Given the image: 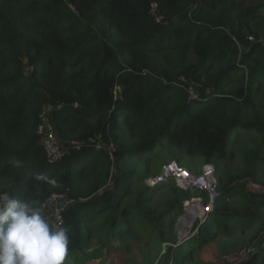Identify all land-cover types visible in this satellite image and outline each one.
Returning <instances> with one entry per match:
<instances>
[{
    "label": "trees",
    "instance_id": "1",
    "mask_svg": "<svg viewBox=\"0 0 264 264\" xmlns=\"http://www.w3.org/2000/svg\"><path fill=\"white\" fill-rule=\"evenodd\" d=\"M47 108L70 147L56 162L39 134ZM243 132L259 138L252 141L257 162L247 173H220L210 236L245 234L262 223L250 208L233 214L230 199L247 197L237 181L264 177V2L0 0V192L42 206L54 193L75 199L61 225L69 229L68 251L81 247L87 224L115 214L143 180L127 168V156L149 159L171 146L178 160L226 162ZM40 173L57 186L37 181ZM167 187L166 204L177 215L193 193L208 198L175 185L158 188ZM253 197L249 205L264 209V193ZM116 217L117 231L131 224L128 209ZM259 227L254 252L241 264H264Z\"/></svg>",
    "mask_w": 264,
    "mask_h": 264
},
{
    "label": "rangeland",
    "instance_id": "2",
    "mask_svg": "<svg viewBox=\"0 0 264 264\" xmlns=\"http://www.w3.org/2000/svg\"><path fill=\"white\" fill-rule=\"evenodd\" d=\"M246 1L249 4L264 2ZM247 134L249 133L243 132L234 137L228 161L213 162L218 183L220 173L226 176L247 173L256 164L255 154L258 149L253 142H259V138L257 135ZM166 147L168 148L158 147L149 159H132L128 156L125 158L127 168H135L143 176V180L132 185V192L115 214H111V211L101 214L98 219L84 227L81 247L68 251L64 264H151L160 257L166 263L173 260L174 264H224L232 253L252 247L259 225L264 226V209L258 211L255 205L250 206L247 198L252 199L255 194L264 193V177L261 173H257L253 178L247 177L237 181L236 185L240 191L247 194V197L239 193L230 199L233 214L243 216L246 209L250 208L260 214L261 224L243 231L245 234L240 233L242 231L239 229H234L227 234L216 233L215 236H210L212 230L208 228L210 222H207L203 232L199 233V240H205V245L193 239L176 248L167 247L164 253L165 245L175 243L180 230L184 228L185 221L181 218L183 215L180 217L183 212L177 215L167 206L166 201L170 197L169 187L166 189L149 187L146 181L159 175L162 168L172 161H177L198 175L202 173L204 165L211 163L199 156L184 155L182 160H178L177 148ZM113 171L114 176L118 174L116 165ZM112 185L110 180L109 187ZM191 196L198 198L199 194L193 193ZM208 201L209 198H203L204 204ZM140 204L145 205L141 210ZM123 209L129 210L131 224L117 231L114 220L117 214L121 217Z\"/></svg>",
    "mask_w": 264,
    "mask_h": 264
},
{
    "label": "clouds",
    "instance_id": "3",
    "mask_svg": "<svg viewBox=\"0 0 264 264\" xmlns=\"http://www.w3.org/2000/svg\"><path fill=\"white\" fill-rule=\"evenodd\" d=\"M35 179L53 186H57L58 184L55 178H51L44 173L36 175ZM165 184L167 186L175 185L181 188L174 179H168L166 183L163 182L157 186L147 185L149 187L158 188ZM184 190L205 192L197 188ZM198 198L203 201V197L200 195ZM192 199L193 198L186 200L185 203ZM215 207L216 199L214 208ZM184 213L183 211L180 217ZM212 213H210L206 223L210 222ZM199 223L200 221L196 219L194 228H197ZM205 224L199 227L197 236L193 238L195 241L198 240L199 243L201 242L199 240V233L201 229L204 228ZM193 239L186 240L185 243ZM69 244V229L59 224L50 223L49 220L45 218L43 206L39 201L22 199L6 192H0V264H64ZM170 247L176 248L174 246ZM171 262L174 264L173 260L165 263L169 264Z\"/></svg>",
    "mask_w": 264,
    "mask_h": 264
},
{
    "label": "built area",
    "instance_id": "4",
    "mask_svg": "<svg viewBox=\"0 0 264 264\" xmlns=\"http://www.w3.org/2000/svg\"><path fill=\"white\" fill-rule=\"evenodd\" d=\"M156 6V5H154ZM41 123L39 126V134L42 137V144L46 151L49 161L56 162L61 160L65 154L70 152V147L64 145L57 133L56 127L53 122V108H47L41 113ZM97 148H103L101 143H97ZM106 149L113 158V144L106 145ZM216 167L213 164H206L203 167L200 175L194 174L189 169L182 166L177 161H172L163 167L162 172L155 177L146 181L150 186H157L161 183H166L168 179L174 181L183 189L197 188L200 191L207 192L209 202L204 205L200 198H193L191 201L185 203L184 214L181 217L184 219V228L180 230L175 243H167L164 247V253L167 247H179L183 245L186 240L193 239L199 232V227L205 224L209 218L210 213L214 210L215 199L218 196V180H217ZM76 202L68 193H54L51 194L44 202L43 208L46 211L52 223L63 225L65 223V212L68 207ZM189 215V217H188ZM200 221L197 228H194L195 221ZM184 230V231H183ZM254 252V247L244 248L238 252H234L226 258L224 264H241ZM151 264H166L163 258L160 257ZM169 264H173L172 262Z\"/></svg>",
    "mask_w": 264,
    "mask_h": 264
},
{
    "label": "water",
    "instance_id": "5",
    "mask_svg": "<svg viewBox=\"0 0 264 264\" xmlns=\"http://www.w3.org/2000/svg\"><path fill=\"white\" fill-rule=\"evenodd\" d=\"M250 39H251V40H254V38H253V37H250Z\"/></svg>",
    "mask_w": 264,
    "mask_h": 264
},
{
    "label": "bare ground",
    "instance_id": "6",
    "mask_svg": "<svg viewBox=\"0 0 264 264\" xmlns=\"http://www.w3.org/2000/svg\"><path fill=\"white\" fill-rule=\"evenodd\" d=\"M188 217H189V215H188ZM184 231V230H183Z\"/></svg>",
    "mask_w": 264,
    "mask_h": 264
}]
</instances>
